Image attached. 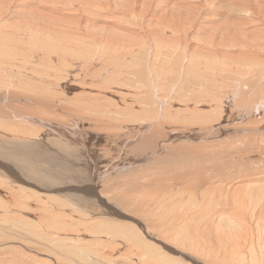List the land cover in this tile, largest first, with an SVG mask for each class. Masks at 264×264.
Here are the masks:
<instances>
[{
    "label": "bare ground",
    "instance_id": "obj_1",
    "mask_svg": "<svg viewBox=\"0 0 264 264\" xmlns=\"http://www.w3.org/2000/svg\"><path fill=\"white\" fill-rule=\"evenodd\" d=\"M0 264H264V0H0Z\"/></svg>",
    "mask_w": 264,
    "mask_h": 264
}]
</instances>
